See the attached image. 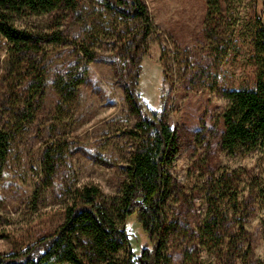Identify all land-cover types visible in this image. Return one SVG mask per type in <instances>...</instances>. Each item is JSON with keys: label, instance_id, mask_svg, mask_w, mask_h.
<instances>
[{"label": "trees", "instance_id": "16d2710c", "mask_svg": "<svg viewBox=\"0 0 264 264\" xmlns=\"http://www.w3.org/2000/svg\"><path fill=\"white\" fill-rule=\"evenodd\" d=\"M95 1L107 11L138 23L134 31L121 37L116 70L124 78L128 98L140 117L137 136L142 134L147 138L130 159L118 196H108L93 184L77 189L75 200L66 210L65 221L53 235L42 237L22 253H0V264H162L170 247L181 253L182 264H239L240 261L257 264L253 236L246 228L253 209L250 202L241 199L240 171L223 172L220 176L210 171L201 185L186 188L169 170L177 155L174 131L162 114L146 106L138 93L150 35L147 5L142 0ZM241 1H206L203 35L210 44L207 59L212 63L202 70L201 78H209L226 58L239 21ZM83 2L0 0V35L8 42L0 73V181L16 145L36 124L52 94L56 99L53 110L56 118L62 119L76 111L90 65L96 60L87 43L66 37L59 30L41 32L23 26L20 21L53 16L59 23L70 20L85 24ZM251 43L258 67L255 88L223 92L228 106L221 116L224 130L220 146L229 154L264 144L261 19L255 21ZM49 45L74 46L72 61L54 68L47 50ZM46 144L42 158L49 179L57 173L56 163L63 150L52 140ZM250 192V195L256 193L264 207V186L255 182ZM199 195L206 202L207 212L200 222L194 223L195 200ZM134 215L153 247L143 249L137 257L129 252L126 258L123 255L128 248V237L121 228ZM202 248L210 254L208 259L203 258Z\"/></svg>", "mask_w": 264, "mask_h": 264}, {"label": "rangeland", "instance_id": "374dc122", "mask_svg": "<svg viewBox=\"0 0 264 264\" xmlns=\"http://www.w3.org/2000/svg\"><path fill=\"white\" fill-rule=\"evenodd\" d=\"M142 1L150 16V35L138 93L174 131L177 155L169 170L186 188L201 185L210 171L216 176L240 171L241 199L250 202L253 209L246 228L253 236L257 264H264V207L256 193L250 195L253 183L264 186V144L250 151L242 148L235 154L220 146L224 130L221 116L228 106L223 92L254 89L256 85L258 67L251 34L256 19L264 26V0L241 1L227 56L205 79L200 77L202 70L212 63L207 59L210 44L203 35L207 0ZM81 11L85 24L70 20L59 23L53 16L20 21L41 32L59 30L66 37L87 43L96 60L90 65L76 111L56 118L52 94L8 161L0 181L1 254L22 253L42 237L53 235L65 221L76 190L83 186L93 184L108 196H118L130 159L147 138L137 136L140 117L128 98L124 78L116 70L121 37L134 31L138 23L107 11L95 0H84ZM7 48V40L0 35V73ZM75 49L49 45L52 66L60 68L71 62ZM49 140L63 152L56 163L57 173L48 179L42 155ZM195 205L194 223H198L207 206L200 195ZM121 230L128 237L124 257L129 258V252L137 257L143 249H152L153 242L136 215L129 217ZM200 251L204 259L210 257L203 248ZM164 254L167 261L162 264H182L181 253L173 247Z\"/></svg>", "mask_w": 264, "mask_h": 264}]
</instances>
